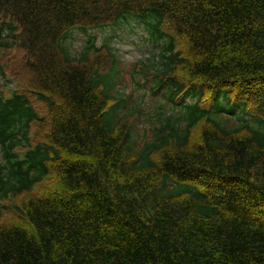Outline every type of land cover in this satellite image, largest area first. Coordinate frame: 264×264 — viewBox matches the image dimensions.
Instances as JSON below:
<instances>
[{
    "label": "trees",
    "instance_id": "trees-1",
    "mask_svg": "<svg viewBox=\"0 0 264 264\" xmlns=\"http://www.w3.org/2000/svg\"><path fill=\"white\" fill-rule=\"evenodd\" d=\"M0 82V264H264V0H0Z\"/></svg>",
    "mask_w": 264,
    "mask_h": 264
},
{
    "label": "rangeland",
    "instance_id": "rangeland-1",
    "mask_svg": "<svg viewBox=\"0 0 264 264\" xmlns=\"http://www.w3.org/2000/svg\"><path fill=\"white\" fill-rule=\"evenodd\" d=\"M92 34L97 36L100 45L103 44L104 39L107 37L114 40L113 48L117 50V54L122 64L121 71L123 73V86L121 90L126 91L128 98L131 97L132 102H141L143 107L142 109L146 112V114H149V111H152L153 108L151 96L150 94H146L144 90L140 91L134 84V81L131 77V73L135 64L141 60L150 58L153 55L152 48L144 44V40H141V31L138 29H119L116 31H96ZM87 39V35H78L74 40L75 44L73 45V50L79 52ZM10 64L12 65V62ZM17 83L18 82H15L14 84ZM0 89L4 90L1 82Z\"/></svg>",
    "mask_w": 264,
    "mask_h": 264
}]
</instances>
